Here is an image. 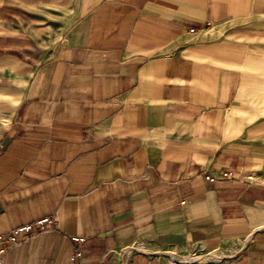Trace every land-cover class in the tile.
<instances>
[{
	"label": "crops",
	"instance_id": "1",
	"mask_svg": "<svg viewBox=\"0 0 264 264\" xmlns=\"http://www.w3.org/2000/svg\"><path fill=\"white\" fill-rule=\"evenodd\" d=\"M45 216L3 264H264V0H0V234Z\"/></svg>",
	"mask_w": 264,
	"mask_h": 264
},
{
	"label": "built area",
	"instance_id": "2",
	"mask_svg": "<svg viewBox=\"0 0 264 264\" xmlns=\"http://www.w3.org/2000/svg\"><path fill=\"white\" fill-rule=\"evenodd\" d=\"M190 30L192 31V29ZM223 175L227 176L225 173ZM206 178L209 180L214 179L213 177ZM56 227V218L54 216H45L0 234V264H3L5 254L9 247L17 246L38 234L51 231ZM73 239L79 240L77 237Z\"/></svg>",
	"mask_w": 264,
	"mask_h": 264
},
{
	"label": "rangeland",
	"instance_id": "3",
	"mask_svg": "<svg viewBox=\"0 0 264 264\" xmlns=\"http://www.w3.org/2000/svg\"><path fill=\"white\" fill-rule=\"evenodd\" d=\"M171 257H174V258H176V256L175 255H173V254H170V253H168ZM202 253H197L195 256L193 255L192 257H197L198 255H201ZM192 255V254H191ZM210 255H216V256H218V253H215V252H211L210 253ZM186 256V255H185ZM192 257H190V256H187V257H183L185 260H188V261H190L191 259H192ZM181 258V257H180Z\"/></svg>",
	"mask_w": 264,
	"mask_h": 264
}]
</instances>
